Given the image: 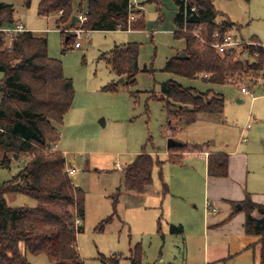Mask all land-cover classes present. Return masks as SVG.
<instances>
[{
  "label": "rangeland",
  "instance_id": "obj_1",
  "mask_svg": "<svg viewBox=\"0 0 264 264\" xmlns=\"http://www.w3.org/2000/svg\"><path fill=\"white\" fill-rule=\"evenodd\" d=\"M76 1L79 7L81 0ZM0 2L13 4L14 18L18 22L31 31L47 36L49 56L59 60L64 75L73 80V105L64 116L63 124L57 127L61 132L60 149L76 168L70 178L85 191V217L77 233V245L84 264H134L138 246L143 250L141 264H202L198 249L194 250V256L188 257L186 246L192 238L188 234L179 236L171 232L166 223L167 212H163L160 219V200L156 203L154 199L162 196L163 177L169 188L168 198L192 196L189 202L198 223L200 214L203 215L207 208L208 174L204 169V160L185 159L182 165L168 161L162 170L156 165L151 192L142 202L133 205L124 185L122 170L143 149L146 153L158 152L161 160L167 159L168 152L163 151L169 148L170 140L185 143L188 147L197 143L219 150H231L238 146L239 152L248 158V186L262 197L264 71L257 78L244 75L238 84L214 86L201 77L192 79L164 71L167 60L179 56L185 48V40L175 38L174 33L168 30L173 28L174 0H159L162 21L156 4L147 2L145 29L82 33L69 32L71 28L63 33L54 16H40V0H31L29 6L24 0ZM214 5L223 14L217 18L218 21L229 18L233 22V35L239 39L257 35L264 43V0H214ZM80 10L78 8L75 15ZM75 24L73 30L78 28V23ZM73 34L82 47L76 48L74 42L66 44L65 39ZM7 39L8 36L5 43ZM134 42L139 44V72L132 84L114 73L108 63V54L117 45ZM3 76L0 72V81ZM167 80H175L202 92L212 87L225 96L224 112L201 116L196 123L182 130L180 127L170 128L165 103L158 99L162 97V83ZM113 82L117 84V89L106 90L105 87ZM242 86L249 88L252 94L243 93ZM154 93L158 98L153 97ZM253 96L257 97L252 101ZM9 157L10 168L0 167L1 182L11 179L30 159L27 154H9ZM5 198L10 206L34 207L38 204L37 199L20 193H7ZM109 217L112 219L101 226ZM243 240L253 243L257 239L245 234ZM219 242L222 246L230 243L236 247L237 238L223 234ZM196 244L199 245V241ZM20 250L23 253L26 251L23 243ZM26 253L33 264H58L51 261L47 254ZM240 255L228 264H254L259 257L258 247L252 246Z\"/></svg>",
  "mask_w": 264,
  "mask_h": 264
},
{
  "label": "trees",
  "instance_id": "obj_2",
  "mask_svg": "<svg viewBox=\"0 0 264 264\" xmlns=\"http://www.w3.org/2000/svg\"><path fill=\"white\" fill-rule=\"evenodd\" d=\"M74 0H40L38 14L54 16L57 26L64 30L71 25L75 9ZM130 0H88L87 21L83 25L86 32L93 30H142L146 26L145 12H138V19L129 21ZM142 1V0H141ZM249 2L250 0H245ZM26 5L31 0H24ZM155 3L162 14L159 0L142 1ZM177 6L175 17V38L185 40L187 57H171L164 71L188 78H203L216 85L238 84L244 76L257 78L264 71V44L253 38L255 44L244 45L233 52L220 53L216 48L203 44L196 36L197 27H202L203 35L211 40L219 32L221 37L230 32L233 22L229 18L218 21L221 16L214 0H174ZM196 6V11L192 7ZM13 4L0 2V167L10 168L9 154H27L30 159L11 179L0 181V264H33L26 251L33 254H47L53 262L64 264H84L77 245V233L85 217V191L75 185L67 172V161L61 151L51 150V145L59 142L61 132L57 125L63 124L64 116L74 101V84L64 75L59 60L49 56L48 38L27 30L16 35L11 50L5 48L4 28L18 23L14 18ZM223 15V14H222ZM66 44L76 43L73 34L65 39ZM248 53L249 59L245 58ZM139 44L117 45L108 54V63L114 73L128 83L136 82ZM250 58L254 59L251 62ZM106 90H116L115 82ZM169 127L185 128L203 115L224 112L225 96L210 89L205 92L194 87H185L175 80L162 83ZM156 95V96H155ZM181 145V144H180ZM191 151H200L202 146L194 145ZM188 146H173L167 159L146 153L145 149L123 168V180L130 204L142 202L152 190V173L156 165L165 162H182V153ZM196 149V150H193ZM228 154H210L208 172L210 175H228ZM164 192L168 186L164 184ZM20 193L38 200L34 207L10 206L5 194ZM246 215L245 231L258 236L261 245L260 261L264 264V204L257 203L248 193L239 202ZM255 211L262 217L253 215ZM112 218L101 223L103 226ZM79 221V223H78ZM172 233L183 232L181 225H171ZM24 244L26 251L20 250ZM138 250V251H137ZM134 264H141L143 250L137 247Z\"/></svg>",
  "mask_w": 264,
  "mask_h": 264
},
{
  "label": "crops",
  "instance_id": "obj_3",
  "mask_svg": "<svg viewBox=\"0 0 264 264\" xmlns=\"http://www.w3.org/2000/svg\"><path fill=\"white\" fill-rule=\"evenodd\" d=\"M87 2L88 0H85V1L81 0L80 5L78 7L77 1L74 0L73 5H74L75 12L78 10V8L80 10L82 6L85 8L87 5ZM177 10L178 9L176 6L175 15L173 17V28L168 29L169 31H172L173 33L176 30L174 21H175V17L177 14ZM233 25L230 28V32H229L230 34H232ZM25 28L27 27L25 26ZM27 29L29 30V28ZM112 31H117V30H112ZM127 31H134V30L128 29ZM233 36L236 39L243 40V41H251L253 38H258V40L263 43V41L257 35H252L249 39H245V38L239 39L235 35ZM181 51L184 52L185 48L182 49ZM211 85L214 86L216 84H211ZM210 89L214 90L212 87L209 88L208 90ZM256 97L257 96H253L252 101ZM225 107H226V104H225ZM203 116H206V115H203ZM200 118L201 117H199V119ZM178 143H179V146H181L182 144H185V143H180V142ZM194 145L202 146L201 147L202 149L200 151H191L192 148H194L193 147ZM51 148L57 151H61L65 155L64 151L60 149L59 143L52 145ZM170 148L171 147H169L166 151H163L165 153L168 152L167 156L171 153ZM187 150L188 151L181 152L182 162H179V163L176 162V164L178 163L182 165L185 159L186 160L188 159H195V160L203 159L204 160V166H205L204 169H207V174H208V192H207L208 196H205V197L207 201L206 205L208 203H210L211 205L210 209L205 208L206 212H204L203 215L200 214V218H199L200 220L198 223H196V219L194 217L195 213L191 206V203L189 202L190 200L189 198H192V196H170L172 198H168V196H166L167 193L163 191L165 194H163L162 192L161 193L162 196L160 195L156 196L159 198L154 199V202L156 203H158L160 200V203L158 205L159 208L162 210V213L159 216L160 219L163 216V212L166 211L168 214L166 223L169 228L171 225H175V226L181 225L183 227V232L178 235L184 236L188 234L192 238L191 243L188 242L186 246L188 257L189 255L194 256L195 255L194 250L198 249L199 253L202 255V264H228V261L232 260L235 257H240L241 256L240 254L244 255V251L247 249H250L252 246L254 248L258 247V250H259L258 260H255L254 264H261V261H260L261 245L258 242L259 238L256 235H250L246 233L245 231L246 215L242 211V206H241V209H238L237 207L238 205H241L239 204V202L242 201L245 195L248 193L252 196L255 202L264 204V194L262 195V197H259L260 195H257V191H255V189L249 188L248 186L249 175H248L247 168L249 164H248L247 156L244 153L239 152L238 146H236L235 149H231V150H219V149H210L209 147H205V145H202V144L191 143L190 147H188ZM193 150H196V149H193ZM222 153L228 154V159H229L228 175L224 177L210 175L208 172V159H209L210 154H222ZM149 154L160 156L158 152L157 153L150 152ZM65 158H66L68 167L74 168L76 170V168L71 165L66 155H65ZM160 170H162V168H160ZM152 177H153V173H152ZM161 177H162V172H161ZM161 179H162L163 186L164 184L167 185V183L164 182L163 177ZM152 184H153V178H152ZM175 188H176V185H175ZM211 189H213L212 193L210 192ZM168 192H169V188H168ZM253 215L256 217H262L261 213H259L258 211H255ZM158 225L161 230L160 220L158 221ZM223 234H230L231 236H234L235 238H237L236 247H232L230 243H227L224 246H222V243L219 241H220V237L223 236ZM245 234L249 236H255L257 240H255L253 243H248V242L245 243L243 240V236ZM198 241H199V245L196 244Z\"/></svg>",
  "mask_w": 264,
  "mask_h": 264
},
{
  "label": "built area",
  "instance_id": "obj_4",
  "mask_svg": "<svg viewBox=\"0 0 264 264\" xmlns=\"http://www.w3.org/2000/svg\"><path fill=\"white\" fill-rule=\"evenodd\" d=\"M193 11H196V6L192 7ZM138 12H145V5L142 4L141 0H130L129 1V8H128V18L129 21H135L138 19L139 15ZM87 14L88 9L85 7L82 10H80L77 14L78 20L76 21L78 23V28L75 30H69V32L76 31L77 33H82L83 31L86 32L83 29L84 23L87 21ZM28 29L25 28V26L18 22L10 27H6L3 29V31L8 36L7 42L5 43V48L7 50H11L13 46L14 39L16 35L20 32L27 31ZM196 36L201 40L203 44L210 45L214 48H216L220 53H226V52H233L234 49H237L244 45H250L255 44L251 41H243L236 39L232 34L229 32L224 34L222 37L219 32H216L212 35L211 40H208L202 33V27L199 26L195 30ZM76 48H79L82 46V43L78 40L74 44ZM241 91L245 94L251 95L250 90L243 86L241 88ZM0 131H3V129L0 127ZM118 167L122 169V167L118 164ZM76 170L74 168L67 167V172L69 175L73 174ZM210 203L207 204V209H210ZM215 210V209H213ZM79 223V221H78Z\"/></svg>",
  "mask_w": 264,
  "mask_h": 264
},
{
  "label": "water",
  "instance_id": "obj_5",
  "mask_svg": "<svg viewBox=\"0 0 264 264\" xmlns=\"http://www.w3.org/2000/svg\"><path fill=\"white\" fill-rule=\"evenodd\" d=\"M77 20H78L77 15H74L73 18H72V21H71V25L73 26V25L76 23ZM179 57H180V58L187 57L186 52H185V51L182 52V53L179 55ZM245 58H246V59H249V55H248V53L245 54ZM250 60H251V62H254V59H253V58H250ZM122 80H123V78H122ZM102 122L104 123V120H103ZM177 145H179V143H178L177 141H175V140H170V142H169V147H173V146H177ZM237 207H238V209H241V205H238ZM58 264H64V263H63V262H59Z\"/></svg>",
  "mask_w": 264,
  "mask_h": 264
}]
</instances>
